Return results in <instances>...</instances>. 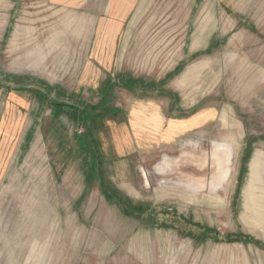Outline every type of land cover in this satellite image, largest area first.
Here are the masks:
<instances>
[{
  "label": "rangeland",
  "instance_id": "1",
  "mask_svg": "<svg viewBox=\"0 0 264 264\" xmlns=\"http://www.w3.org/2000/svg\"><path fill=\"white\" fill-rule=\"evenodd\" d=\"M99 2L0 24V264H264V0Z\"/></svg>",
  "mask_w": 264,
  "mask_h": 264
},
{
  "label": "crops",
  "instance_id": "2",
  "mask_svg": "<svg viewBox=\"0 0 264 264\" xmlns=\"http://www.w3.org/2000/svg\"><path fill=\"white\" fill-rule=\"evenodd\" d=\"M132 0H129V4H131ZM15 5H20V6H25V7H30V6H36V8H51L55 9L56 7H74V6H86L89 7L90 6H96L99 7L101 6V3L99 2V0H0V24H3L2 27H4V23H8V18H5L6 16H8V7L9 6H15ZM131 12V11H130ZM87 14V13H86ZM48 15V14H46ZM50 16V14L48 15ZM88 16V15H87ZM81 17V21H84V19ZM89 17V16H88ZM88 17H86V21L88 20ZM91 21H93V19H91ZM84 23V22H82ZM5 29L1 30V33L5 34ZM3 34L0 35V37L3 36ZM34 52V53H33ZM75 51H71V54H73ZM37 53H35V51H27L24 52L22 55L24 56H36ZM68 55V54H67ZM67 58V57H66ZM24 60H22L21 62H23ZM28 61V60H25ZM69 62V61H67ZM20 64H24L26 65V63H20ZM38 68H44L42 61H37L36 60V69ZM153 88H155L156 91H158V85L154 86ZM131 91V90H130ZM134 92V91H131ZM18 100L20 101V103H24L23 99L18 98ZM2 118V116H1ZM173 127L178 128V126H172L169 128V134H175L179 131V129L181 128V126L177 129H173ZM14 129V128H13ZM176 130V131H175ZM2 133V132H1ZM2 146V144H1ZM8 146V145H6Z\"/></svg>",
  "mask_w": 264,
  "mask_h": 264
},
{
  "label": "bare ground",
  "instance_id": "3",
  "mask_svg": "<svg viewBox=\"0 0 264 264\" xmlns=\"http://www.w3.org/2000/svg\"><path fill=\"white\" fill-rule=\"evenodd\" d=\"M176 131V130H175ZM230 150L231 148H229L227 145L225 144H215V147L213 149L212 155L214 160L216 161V164L219 166V171L216 173V175L212 178V183L216 184L217 183H221V181L223 179H225L226 173L222 172L223 167L225 166V163L228 162V157L230 156ZM175 164V162L171 161V159H164L161 163H160V169L163 172H166L167 170L170 169V167L172 168V166ZM176 182H178V184H183V185H187V186H191L194 187L195 182L194 181H185L183 179H174ZM194 185V186H193Z\"/></svg>",
  "mask_w": 264,
  "mask_h": 264
},
{
  "label": "trees",
  "instance_id": "4",
  "mask_svg": "<svg viewBox=\"0 0 264 264\" xmlns=\"http://www.w3.org/2000/svg\"><path fill=\"white\" fill-rule=\"evenodd\" d=\"M137 82H138L137 79L130 78L129 80H127V81L124 82L125 84H123V86L125 88L129 89V90H132V88L136 86L135 83H137Z\"/></svg>",
  "mask_w": 264,
  "mask_h": 264
},
{
  "label": "built area",
  "instance_id": "5",
  "mask_svg": "<svg viewBox=\"0 0 264 264\" xmlns=\"http://www.w3.org/2000/svg\"><path fill=\"white\" fill-rule=\"evenodd\" d=\"M81 131V130H80Z\"/></svg>",
  "mask_w": 264,
  "mask_h": 264
}]
</instances>
